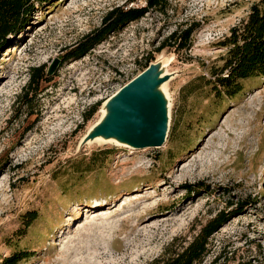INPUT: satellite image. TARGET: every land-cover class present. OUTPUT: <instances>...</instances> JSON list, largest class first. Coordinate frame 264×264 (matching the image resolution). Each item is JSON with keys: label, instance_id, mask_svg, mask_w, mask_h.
<instances>
[{"label": "rangeland", "instance_id": "rangeland-1", "mask_svg": "<svg viewBox=\"0 0 264 264\" xmlns=\"http://www.w3.org/2000/svg\"><path fill=\"white\" fill-rule=\"evenodd\" d=\"M166 1L163 12L149 11L85 57L61 61L29 107L20 96L32 68L47 71L112 9L146 3L53 0L36 5L28 25L10 36L0 53V259L25 252L19 264H150L174 239L190 241L219 213L253 201L213 234L201 264H264V78L244 82L234 98L214 100L209 88L183 92L222 65V42L261 0ZM191 24L199 25L191 47L169 46L170 35ZM148 60L163 61L170 75L166 143L80 148L104 103Z\"/></svg>", "mask_w": 264, "mask_h": 264}, {"label": "trees", "instance_id": "trees-1", "mask_svg": "<svg viewBox=\"0 0 264 264\" xmlns=\"http://www.w3.org/2000/svg\"><path fill=\"white\" fill-rule=\"evenodd\" d=\"M53 0H0V53L10 46V36L19 34L29 23L36 5H48ZM166 0H145L144 7L112 9L103 18L102 26L85 35L79 43L69 48V51L62 57L61 65L69 60H79L85 57L96 46L104 42L112 33L123 29L132 22L143 18L151 10L163 12L166 8ZM198 24H191L184 30H177L170 35L169 45L178 51L189 49L192 45V36ZM222 47L227 49L225 56L221 59L222 65L211 67L208 77L198 79L200 85L189 84L183 92L185 97H191L196 92L209 88L210 95L215 99L234 98L243 90V83L256 78H264V0L251 7L248 17L242 23L231 30L230 36L222 42ZM168 46L164 43L159 51ZM151 60H148L143 71L149 67ZM50 82L47 76L46 67H34L31 69V76L28 85L20 96L21 103L27 107L40 93L41 85ZM96 109L85 116L88 121ZM174 115L175 124L171 128V137L177 138L178 125L185 116V109L177 110ZM189 117V115H188ZM95 166L97 162L92 160ZM194 188V187H193ZM188 187V192H195L198 188ZM253 201H243L238 205L235 212L230 214L221 212L213 220L209 221L202 229L188 241L180 242L178 238L165 249L164 253L154 259L150 264H201L210 254V240L230 218L243 212ZM230 205L233 202H229ZM30 224L37 219L36 216L29 217ZM180 242V243H179ZM28 258L27 253L18 252L0 259V264H19ZM217 260L215 261V263Z\"/></svg>", "mask_w": 264, "mask_h": 264}, {"label": "water", "instance_id": "water-1", "mask_svg": "<svg viewBox=\"0 0 264 264\" xmlns=\"http://www.w3.org/2000/svg\"><path fill=\"white\" fill-rule=\"evenodd\" d=\"M60 62L55 59L48 67V77ZM169 79L161 61L151 63L104 103L105 114L84 136L80 148L99 138L137 150L161 148L170 130V103L164 90Z\"/></svg>", "mask_w": 264, "mask_h": 264}, {"label": "bare ground", "instance_id": "bare-ground-1", "mask_svg": "<svg viewBox=\"0 0 264 264\" xmlns=\"http://www.w3.org/2000/svg\"><path fill=\"white\" fill-rule=\"evenodd\" d=\"M161 62H162V64H163L164 67H168L163 61H161ZM1 84H2V83H1ZM102 113H103V115H104V114H105V111L103 110ZM102 117H103V116H102ZM95 141H101V142H106V143H107V142H108V143H110V142H114V141H112V140L107 141V140H103V139H101V138L94 140V142H95ZM123 146H124V147H127V146H125V145H123ZM139 191H140V190H139ZM136 193H137V192H136ZM97 207L99 208L100 206H96V208H97ZM99 211H100V210H99ZM106 218H107V216H106ZM107 219H108V218H107ZM107 219H106V220H107ZM96 220H97V219H96ZM96 223H97V222H96ZM143 224H144V223H143ZM146 224H147V223H146ZM95 225H96V224H95ZM74 246H75V245H74ZM80 248H81V247H80ZM74 249H75V248H74Z\"/></svg>", "mask_w": 264, "mask_h": 264}]
</instances>
